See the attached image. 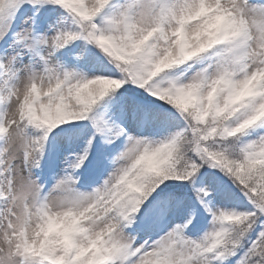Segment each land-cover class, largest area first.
<instances>
[{
    "label": "snow or ice",
    "instance_id": "6c2138e0",
    "mask_svg": "<svg viewBox=\"0 0 264 264\" xmlns=\"http://www.w3.org/2000/svg\"><path fill=\"white\" fill-rule=\"evenodd\" d=\"M0 264H264V0H0Z\"/></svg>",
    "mask_w": 264,
    "mask_h": 264
}]
</instances>
